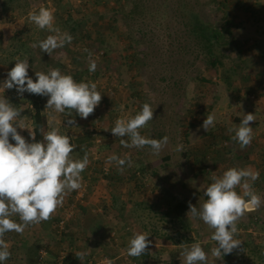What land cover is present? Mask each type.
I'll return each mask as SVG.
<instances>
[{"label": "rangeland", "instance_id": "obj_1", "mask_svg": "<svg viewBox=\"0 0 264 264\" xmlns=\"http://www.w3.org/2000/svg\"><path fill=\"white\" fill-rule=\"evenodd\" d=\"M41 6L73 37L51 56L32 47L53 34L28 18ZM135 6L137 12L130 15ZM144 8L157 13L149 18ZM196 13L215 25L230 23L231 35L215 44L219 62L214 68L204 64V55L190 41L189 21ZM89 52L95 72H89ZM16 57L27 58L34 81L36 71L58 68L76 82H95L102 99L87 119L68 109L54 113L52 127L69 136L71 156L88 155L82 186L48 221L28 226L23 234L5 233L11 256L2 264H81L78 252L85 254L83 264H185L180 253L195 242L208 264H264V0H0V85ZM0 97L23 109L21 118L31 130L38 105L42 128L50 130L48 97L21 96L15 88H0ZM144 103L151 105L153 120L139 130L141 135L168 137L158 156L149 146L125 148L120 140L129 138L111 132L118 118L134 116ZM209 114L215 121L205 131ZM244 114L255 115V121L250 122L252 142L242 149L228 129L238 126ZM67 119L75 125L67 126ZM17 131L33 142L29 130ZM113 154L130 158L132 166L119 171L115 162H107ZM231 167L259 173L252 187L262 203L237 220L234 238L242 241L240 247L217 258L212 255L214 230L188 214L189 203L199 209L207 199L203 186ZM236 191L242 194L240 187ZM183 199L188 206L181 215L174 205ZM111 211H117L114 219ZM13 219L21 223L18 216ZM133 232L152 241L139 257L127 255Z\"/></svg>", "mask_w": 264, "mask_h": 264}, {"label": "clouds", "instance_id": "obj_2", "mask_svg": "<svg viewBox=\"0 0 264 264\" xmlns=\"http://www.w3.org/2000/svg\"><path fill=\"white\" fill-rule=\"evenodd\" d=\"M28 18L39 29L49 33L45 39L39 40L32 47H39L49 56L65 44H71L73 37L68 32H62L54 25V14L51 10L41 6L38 11H30ZM88 52V49H84ZM89 72H95L96 61L89 52ZM15 65L8 72L0 88H15L19 95L27 92L48 97L45 110L49 113V131L40 129L42 141L36 142L35 133L21 118L22 108L14 107L7 99L0 97V264L7 261L10 256L9 244L4 240L7 232L14 231L23 234L25 229L34 224L48 221L58 207L64 203L65 197L72 191L81 188L82 173L88 167L87 153L82 158L74 159V145L70 143L68 135L61 134L59 128L52 127L56 119L54 113H65L73 110L81 118L87 119L102 99L97 90V84L92 81L76 82L72 75L63 74L58 68H50L47 72L36 71L34 81L28 74L29 64L27 58L14 59ZM69 111L68 115L71 116ZM153 120V109L150 104L144 103L134 116L118 118L111 132L121 139L125 148L142 149L149 146L153 155H159L162 148L167 145L168 137L162 140L149 139L141 135L140 129ZM215 117L211 114L203 121L205 131L214 124ZM255 121V115L244 114L241 123L228 129L234 133L232 139L239 142L243 149L249 146L253 139V129L250 122ZM74 119H67V126L75 125ZM66 126V127H67ZM29 130L33 142H28L17 129ZM14 141V143L10 142ZM130 141V142H129ZM182 147L177 146L176 151ZM108 163L115 162L118 170L123 171L127 164L131 167L130 158H120L113 154L108 157ZM259 178V173L250 168L231 167L223 171L222 175H213L212 182L203 186V194L207 199L199 206L189 203L193 218L201 219L209 228L213 229L211 240L216 242L212 255L220 258L231 254L242 244L234 237L238 233L236 222L246 212L258 209L261 206V197L252 187V182ZM242 189L238 194L236 188ZM18 216L21 223L13 217ZM149 235L133 232L128 241L127 255L139 257L146 253L152 243ZM185 264H208V257L199 242L184 247L180 253ZM81 264L84 253H76ZM106 264H112L107 260Z\"/></svg>", "mask_w": 264, "mask_h": 264}, {"label": "trees", "instance_id": "obj_3", "mask_svg": "<svg viewBox=\"0 0 264 264\" xmlns=\"http://www.w3.org/2000/svg\"><path fill=\"white\" fill-rule=\"evenodd\" d=\"M138 10V6L131 7V10H129V14L132 15L136 13ZM146 12V14L149 16V18H152L155 16L157 12H154L150 8H144L143 12ZM224 22V21H223ZM151 22H149L150 24ZM229 21H225L221 25H215L212 22L208 21V19L203 16L200 13H196L191 20L189 21V35L190 41L193 43L192 45L195 47V50L198 51L201 55H204L203 62L208 66V68H214L218 62V54L215 53V44L219 43L223 37L225 36H230L231 31L229 30ZM167 37L170 39L172 38V34H167ZM33 129L32 131L35 133L36 136V142L40 141L41 133L40 129L44 126L43 123V116L41 114L40 108L38 105L35 104L34 106V112H33ZM153 170L151 163H147V168ZM115 198H112L111 202L112 204H115ZM188 206V200L183 199L179 202H177L174 205V210L181 214L187 209ZM110 209V207H108ZM85 208H82V211L84 212ZM121 211H123V208H120ZM82 212V213H83ZM123 215V214H121ZM59 223V222H58ZM55 226L57 227V220L55 221ZM57 224V225H56ZM37 226V225H36ZM67 230L70 228L69 226L66 225ZM53 230V228H51ZM70 230V229H69ZM131 232V231H130ZM64 236H69V233L63 232ZM130 235V234H129ZM263 258V256H262Z\"/></svg>", "mask_w": 264, "mask_h": 264}, {"label": "crops", "instance_id": "obj_4", "mask_svg": "<svg viewBox=\"0 0 264 264\" xmlns=\"http://www.w3.org/2000/svg\"><path fill=\"white\" fill-rule=\"evenodd\" d=\"M116 212H117V211H116ZM116 212H115V211H111V215H112L111 219H114V218H115V217H113V216H116V215H114L113 213H116ZM116 214H117V213H116ZM120 214H121V213H119L118 215L120 216ZM118 215H117V217L120 218Z\"/></svg>", "mask_w": 264, "mask_h": 264}]
</instances>
